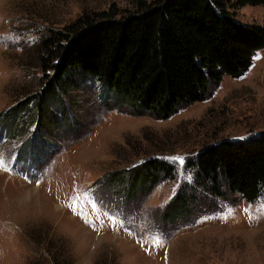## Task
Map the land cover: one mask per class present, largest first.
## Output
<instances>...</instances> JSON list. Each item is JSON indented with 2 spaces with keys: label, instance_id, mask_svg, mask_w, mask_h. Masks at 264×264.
Masks as SVG:
<instances>
[{
  "label": "rangeland",
  "instance_id": "1",
  "mask_svg": "<svg viewBox=\"0 0 264 264\" xmlns=\"http://www.w3.org/2000/svg\"><path fill=\"white\" fill-rule=\"evenodd\" d=\"M149 1L0 0V264H53L46 242L68 264L102 255L112 264H264V188L252 202L225 188L215 197L187 167L205 144L264 130V46L240 76L224 75L166 119L104 104L88 78L66 97L56 92L61 102L47 95L35 116L33 100L16 104L42 83L44 36L82 12L118 18ZM226 7L238 22L264 25V3ZM150 157L172 176L127 195L125 170ZM183 189L189 206L171 218L165 207Z\"/></svg>",
  "mask_w": 264,
  "mask_h": 264
},
{
  "label": "trees",
  "instance_id": "2",
  "mask_svg": "<svg viewBox=\"0 0 264 264\" xmlns=\"http://www.w3.org/2000/svg\"><path fill=\"white\" fill-rule=\"evenodd\" d=\"M227 1L151 0L118 18L104 11L82 12L40 40L42 83L16 104L33 100L35 116L47 95L61 102L56 92L66 97L88 78L97 83L104 104L125 106L133 116L166 119L182 106L203 100L208 86L224 75L240 76L264 46V25L234 20ZM234 2L255 5L264 0ZM187 167L193 185L205 193L221 197L225 188L252 202L264 188V130L205 144ZM125 172V178L117 172L115 181L125 179L128 195L151 188L159 176L171 177L173 167L150 157ZM190 201L183 189L165 208L171 218L181 216ZM44 247L51 263L68 264L51 243ZM93 264H112V258L102 255Z\"/></svg>",
  "mask_w": 264,
  "mask_h": 264
},
{
  "label": "snow or ice",
  "instance_id": "3",
  "mask_svg": "<svg viewBox=\"0 0 264 264\" xmlns=\"http://www.w3.org/2000/svg\"><path fill=\"white\" fill-rule=\"evenodd\" d=\"M180 163H183V160L182 159L180 160ZM0 167H4L5 170H7L6 165L4 164V161L2 159H0ZM69 207H72V205H69ZM159 243H160V241L157 240L156 241V244L159 245Z\"/></svg>",
  "mask_w": 264,
  "mask_h": 264
}]
</instances>
